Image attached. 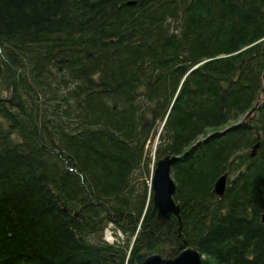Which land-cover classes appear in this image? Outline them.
I'll list each match as a JSON object with an SVG mask.
<instances>
[{
  "label": "trees",
  "instance_id": "1",
  "mask_svg": "<svg viewBox=\"0 0 264 264\" xmlns=\"http://www.w3.org/2000/svg\"><path fill=\"white\" fill-rule=\"evenodd\" d=\"M263 68L264 0H0V264H264ZM159 128L179 231L146 190Z\"/></svg>",
  "mask_w": 264,
  "mask_h": 264
},
{
  "label": "water",
  "instance_id": "2",
  "mask_svg": "<svg viewBox=\"0 0 264 264\" xmlns=\"http://www.w3.org/2000/svg\"><path fill=\"white\" fill-rule=\"evenodd\" d=\"M83 102L84 99H81L78 104L81 106ZM258 146L257 143L252 147L251 155ZM179 158L177 155H165L157 160L152 178L151 210L156 211L162 221L169 220L171 216L177 217L180 228V205L173 199L175 182L171 175L172 166ZM227 176V172H224L214 183L212 193L218 198L223 197ZM262 222H264V213L262 214ZM202 259L200 252L191 247L184 248L173 257L168 256L167 253L149 255L138 253L135 255L137 264H202Z\"/></svg>",
  "mask_w": 264,
  "mask_h": 264
},
{
  "label": "rangeland",
  "instance_id": "3",
  "mask_svg": "<svg viewBox=\"0 0 264 264\" xmlns=\"http://www.w3.org/2000/svg\"><path fill=\"white\" fill-rule=\"evenodd\" d=\"M155 142H156V139H154V142L152 144L149 143L148 145H146L147 156L151 157V162L154 161L156 158V156L154 154ZM149 166L152 167V163ZM150 175H151V171L149 170L148 176L147 177L145 176V184H147L148 186L150 185ZM104 232H105L104 233V239L112 242L114 240V237H113V231L110 228V226H108V229H106Z\"/></svg>",
  "mask_w": 264,
  "mask_h": 264
},
{
  "label": "bare ground",
  "instance_id": "4",
  "mask_svg": "<svg viewBox=\"0 0 264 264\" xmlns=\"http://www.w3.org/2000/svg\"><path fill=\"white\" fill-rule=\"evenodd\" d=\"M263 71H264V68H263ZM248 117H249V114H248V112H246V113H244L243 115H241V119L242 120H245V119H248ZM164 122V121H163ZM162 123V122H161ZM162 126H163V123H162ZM160 133H161V128H159V130H158V132H157V135L159 136L160 135ZM150 159H151V157H150ZM148 189V191H151L152 189H151V187L150 186H147L146 185V190ZM174 199V198H173ZM175 201V200H174ZM176 202V201H175ZM177 203V202H176ZM179 217H180V214H179Z\"/></svg>",
  "mask_w": 264,
  "mask_h": 264
}]
</instances>
